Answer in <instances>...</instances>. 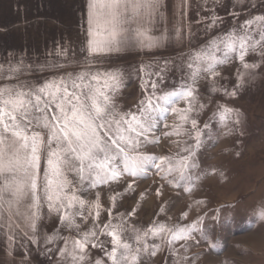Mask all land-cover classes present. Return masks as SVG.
I'll return each mask as SVG.
<instances>
[{
	"label": "snow or ice",
	"instance_id": "obj_1",
	"mask_svg": "<svg viewBox=\"0 0 264 264\" xmlns=\"http://www.w3.org/2000/svg\"><path fill=\"white\" fill-rule=\"evenodd\" d=\"M161 7L162 0H89L88 55L76 70L31 84L20 80L25 71L23 60L7 71L0 69V78L8 81L0 83V231H6L9 241L15 242L19 235L22 243L26 240L39 246L42 239L61 264H140L142 256L154 257L163 246L176 258V264H188L186 253L194 234L207 239L201 228L204 216L189 224L153 220L143 227L132 223L135 209L114 213L118 197L131 192L133 183H128L124 193L114 192L106 210L99 194L92 201L82 196L89 188L110 186L124 177L133 181L147 178L148 173L190 195L204 175L198 153L215 146V142L207 144L212 139L211 123L199 124L205 105L199 101L195 85L202 75L214 82L219 76L217 68L236 58L245 70L238 74L239 87L250 70L258 67L247 63L246 55L255 52L264 56V16H257L190 52L183 62L187 72L182 82L170 91L157 92V84L152 82V92L147 93L148 81L143 76L153 73L148 71L151 65H141V87L147 94L135 111H124L116 100L125 86L123 72L100 70L95 58L129 47L150 50L162 46L167 37L152 35ZM176 35L183 38L180 31ZM65 54V49L57 50V56ZM63 67L46 64L40 70ZM212 91L218 89L213 86ZM170 116L172 124L167 122ZM210 120L224 128L225 135L239 130L242 123L240 113L226 106H218ZM161 126L165 129L162 137L156 135ZM172 137L175 139H169ZM161 138L169 139L175 150L149 153L147 149L159 144ZM161 194V189H156V196ZM194 203L199 207L204 202ZM45 205L49 214L58 216L67 235L58 228L41 236V208ZM103 211L108 219L102 223ZM163 212L161 206L157 216ZM187 215L183 213L180 219ZM258 218L264 221V205ZM213 219L219 220V216ZM156 239L161 243L149 244ZM89 247L100 248L104 258L91 260ZM209 247L218 245L209 242Z\"/></svg>",
	"mask_w": 264,
	"mask_h": 264
},
{
	"label": "rangeland",
	"instance_id": "obj_2",
	"mask_svg": "<svg viewBox=\"0 0 264 264\" xmlns=\"http://www.w3.org/2000/svg\"><path fill=\"white\" fill-rule=\"evenodd\" d=\"M184 1L186 7L183 0H162L160 15L152 25V35L167 37L162 46L150 50L129 47L118 53L95 58L96 67L100 70L119 69L123 72L125 86L116 97L122 110L135 111L138 102L152 92V82H156L157 92L178 87L187 72L183 62L190 52L228 31L240 29L247 20L264 16V0ZM88 3L89 0H86L85 45L76 46V30L67 31L70 36L66 35L65 30L62 33L55 31L48 41L54 44L62 41V45L38 47V51H49L51 54H48L45 61L24 63L25 71L20 75L21 81L40 84L76 70L78 64L85 61L88 55ZM178 31L183 33L182 39L177 37ZM58 49H65L66 54L57 56ZM245 61L257 64L258 67L250 70L251 74L244 77L239 87L238 74L245 70L236 58L217 68L219 76L215 77L214 82L202 75L195 85L199 101L205 105L198 116L199 124L203 127L206 121L211 123L212 139L207 144L215 142V146H206L198 153L204 175L190 195L182 187H171L158 176L148 173L147 178L133 181L131 177H124L119 183L110 186L89 188L82 193L83 198L92 201L99 194L106 210L110 207L109 197L114 192L124 193L128 183H133V190L118 197L113 211L128 213L135 209V216L131 220L138 226L147 227L153 220L189 224L197 216L205 217L201 228L207 239L201 240L199 233L194 234L195 240L189 241L191 247L186 253L190 258L188 264H264V221L258 218L259 209L264 205V56L249 52ZM55 63L63 64L64 67L40 70L41 65ZM12 65L6 64L0 69L7 71ZM141 65H151L148 71L153 73L150 77L146 74L143 76L148 81L147 93L141 87ZM155 73H160V76ZM7 82L0 78V83ZM12 82L15 83V80ZM213 86L218 91H212ZM233 91L236 93L234 97L230 95ZM183 106L181 103L180 107ZM218 106H226L240 113L242 123L239 130L225 135L226 130L210 120ZM167 122L172 124L173 118L170 116ZM164 130L161 126L156 135L162 137ZM169 139L161 138L159 144L149 147L147 151L156 155L174 151ZM158 188L162 193L159 197L156 196ZM195 201L204 203L197 207ZM161 206L164 212L157 216ZM185 212L188 213L187 218L181 220ZM215 215L219 216V220L213 219ZM41 216V236L44 233L51 234L58 228L62 234H68L60 227L58 216L55 213L49 214L46 205L41 208ZM107 219V211H103L100 221L103 223ZM21 239L18 235L15 242L9 241L6 231H0V264H61L57 253L49 252L42 239L39 246L26 240L22 243ZM209 242L216 243L218 247L210 248ZM160 243L159 239L149 240L150 245ZM48 247L55 248L54 245ZM176 247L179 248V243ZM180 251L183 253V249ZM197 256L199 259H191ZM89 257L94 261L104 258V253L100 248L89 247ZM140 264H176V258L163 246V250L154 257L142 256Z\"/></svg>",
	"mask_w": 264,
	"mask_h": 264
},
{
	"label": "crops",
	"instance_id": "obj_3",
	"mask_svg": "<svg viewBox=\"0 0 264 264\" xmlns=\"http://www.w3.org/2000/svg\"><path fill=\"white\" fill-rule=\"evenodd\" d=\"M85 3L86 0H0V67L21 60L45 61L51 53L38 51V47L62 45V41L60 44L48 41L55 31L76 30L75 44L84 46ZM183 4L186 7V1Z\"/></svg>",
	"mask_w": 264,
	"mask_h": 264
}]
</instances>
